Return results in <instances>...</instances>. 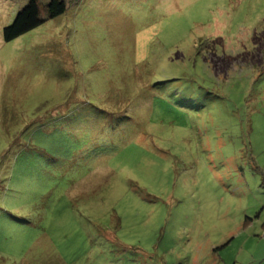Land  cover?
Listing matches in <instances>:
<instances>
[{
    "label": "rangeland",
    "instance_id": "1",
    "mask_svg": "<svg viewBox=\"0 0 264 264\" xmlns=\"http://www.w3.org/2000/svg\"><path fill=\"white\" fill-rule=\"evenodd\" d=\"M0 264H264V0H64L5 42Z\"/></svg>",
    "mask_w": 264,
    "mask_h": 264
},
{
    "label": "trees",
    "instance_id": "2",
    "mask_svg": "<svg viewBox=\"0 0 264 264\" xmlns=\"http://www.w3.org/2000/svg\"><path fill=\"white\" fill-rule=\"evenodd\" d=\"M67 10L64 0H51L47 6V17L50 19L63 15ZM43 22L39 18L38 0H31L28 6L20 12L14 22L3 32L5 42L9 43L35 30Z\"/></svg>",
    "mask_w": 264,
    "mask_h": 264
}]
</instances>
